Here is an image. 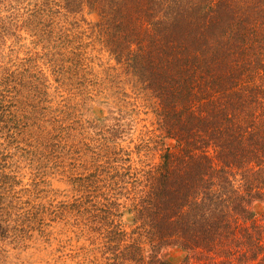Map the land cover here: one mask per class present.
I'll return each instance as SVG.
<instances>
[{
  "label": "trees",
  "instance_id": "1",
  "mask_svg": "<svg viewBox=\"0 0 264 264\" xmlns=\"http://www.w3.org/2000/svg\"><path fill=\"white\" fill-rule=\"evenodd\" d=\"M26 40L44 50L55 86L34 58L4 60ZM73 85L105 96L89 99L107 115L71 124L55 100ZM139 95L150 121L134 151L127 99ZM0 134L71 150L78 139L76 167L89 172L74 178L82 201L71 205L90 264H264V0H0ZM151 151L155 163L132 159ZM6 162L1 153L0 185L14 183Z\"/></svg>",
  "mask_w": 264,
  "mask_h": 264
},
{
  "label": "rangeland",
  "instance_id": "2",
  "mask_svg": "<svg viewBox=\"0 0 264 264\" xmlns=\"http://www.w3.org/2000/svg\"><path fill=\"white\" fill-rule=\"evenodd\" d=\"M7 44L3 47H7ZM3 58L5 61L14 62L17 58L22 60L34 58L30 62L31 69L42 73L50 84L53 83L52 67L47 57L43 56L44 50L34 46L26 40L19 47L11 50L4 48ZM42 53V54H41ZM18 59L16 61H18ZM100 62L107 61L105 54L100 55ZM92 68L100 69L99 61L94 60ZM76 85L64 87L55 100V93L51 87L46 89L47 98L45 107H51L55 102L67 104L70 112V122L73 125L81 123L87 126V120L102 119L107 115V107L98 102L90 101L89 97L103 100L101 94L83 95L79 93ZM128 91V90H127ZM110 101V99L105 98ZM135 104V112L132 114L136 123V132L132 136L133 143L130 149L134 150V144L138 143L141 126L148 124L150 116L144 113L141 95L137 99H127ZM115 103V101H113ZM116 106H119L115 103ZM132 106H129V108ZM79 122V123H78ZM80 126V125H79ZM84 142L92 146L93 129H82ZM100 139V138H98ZM78 139L72 141L75 148H69L70 142L62 141L59 144L39 143L34 134H21L15 138H4L0 134V142H3L5 153L6 171L14 175V183H2L0 192L7 193L11 202L6 208L0 207V216L3 223L0 227V264H90L88 260L95 255L88 252L91 248L88 241L87 231L82 226H76L82 216L71 205L73 201L81 202V194L72 185L73 180L80 173L87 174L89 171L79 166L84 164L86 156ZM129 140L121 143L128 146ZM89 149V147H88ZM135 151V150H134ZM155 152L151 151L147 158L135 153L134 161L146 160L151 163L157 161ZM11 182V179L9 180ZM3 203V202H2ZM1 204V201H0ZM263 210L264 207H258ZM71 211V212H70ZM183 253L172 250L169 258L173 263H179Z\"/></svg>",
  "mask_w": 264,
  "mask_h": 264
}]
</instances>
